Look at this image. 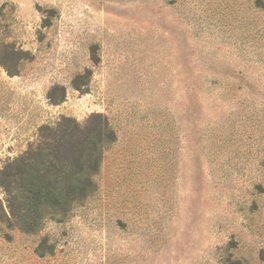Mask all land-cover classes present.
<instances>
[{
  "label": "rangeland",
  "instance_id": "rangeland-1",
  "mask_svg": "<svg viewBox=\"0 0 264 264\" xmlns=\"http://www.w3.org/2000/svg\"><path fill=\"white\" fill-rule=\"evenodd\" d=\"M95 115L98 191L0 264H264V0H0V168Z\"/></svg>",
  "mask_w": 264,
  "mask_h": 264
},
{
  "label": "trees",
  "instance_id": "trees-1",
  "mask_svg": "<svg viewBox=\"0 0 264 264\" xmlns=\"http://www.w3.org/2000/svg\"><path fill=\"white\" fill-rule=\"evenodd\" d=\"M115 142V131L102 115L86 126L62 118L42 127L36 144L0 168V234L39 235L49 222H66L98 191L105 152ZM47 243L43 238L39 255L48 253Z\"/></svg>",
  "mask_w": 264,
  "mask_h": 264
}]
</instances>
